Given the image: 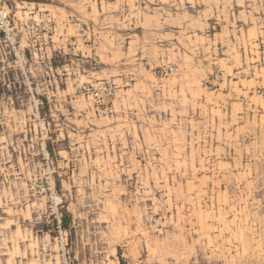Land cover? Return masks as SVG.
Masks as SVG:
<instances>
[{
  "label": "rangeland",
  "instance_id": "obj_1",
  "mask_svg": "<svg viewBox=\"0 0 264 264\" xmlns=\"http://www.w3.org/2000/svg\"><path fill=\"white\" fill-rule=\"evenodd\" d=\"M0 264H264V0H0Z\"/></svg>",
  "mask_w": 264,
  "mask_h": 264
},
{
  "label": "crops",
  "instance_id": "obj_2",
  "mask_svg": "<svg viewBox=\"0 0 264 264\" xmlns=\"http://www.w3.org/2000/svg\"><path fill=\"white\" fill-rule=\"evenodd\" d=\"M234 3V2H233ZM237 12V15L238 16H243L244 17V13H245V11H239L238 12V10L236 11ZM238 21H240L243 25H247V23L245 22V21H247V20H245L244 18L243 19H241L240 20V18H239V20ZM250 27V26H249ZM248 28V27H247ZM246 28V32L244 33V32H242V39H243V41H245V43H244V45H251V43H250V41H251V39H253V36L254 35H256V31H257V23L254 25V27L253 28H248L247 29ZM246 37H248L249 39H246Z\"/></svg>",
  "mask_w": 264,
  "mask_h": 264
}]
</instances>
